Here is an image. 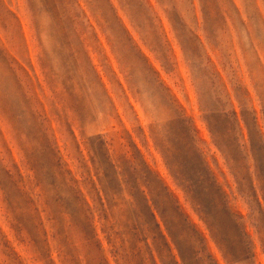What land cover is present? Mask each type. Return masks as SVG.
<instances>
[{
  "label": "rangeland",
  "instance_id": "obj_1",
  "mask_svg": "<svg viewBox=\"0 0 264 264\" xmlns=\"http://www.w3.org/2000/svg\"><path fill=\"white\" fill-rule=\"evenodd\" d=\"M78 1L0 0V264H174L133 234L150 171L227 264L151 136L178 154L181 113L264 264V165L237 130L230 163L202 112L240 100L264 132V0Z\"/></svg>",
  "mask_w": 264,
  "mask_h": 264
},
{
  "label": "trees",
  "instance_id": "obj_2",
  "mask_svg": "<svg viewBox=\"0 0 264 264\" xmlns=\"http://www.w3.org/2000/svg\"><path fill=\"white\" fill-rule=\"evenodd\" d=\"M76 2L79 1L76 0ZM86 4L92 17L96 20H98L97 12L104 15L103 11H100L101 9H92L93 2L88 1ZM75 16L78 15L75 14ZM114 17L115 19L113 16L112 19L118 23L120 29L127 33L128 31L120 23L121 20L116 11ZM169 20L179 40V31L184 30L185 26L178 24V21L176 22L171 18ZM194 37L199 40V37ZM181 46L185 50V47ZM151 71L153 74L156 73L153 69ZM134 96L138 98L136 92H134ZM238 101L240 113L236 111L232 101L229 103L230 109H226L223 104H220L215 113H210L206 107H202L205 124L216 146L232 164L238 162L239 158L237 147L233 143L235 131H238L244 141H246L245 131H247L251 155L256 161L264 165V132L258 120L257 112L254 111L252 126L246 117L245 107L240 100ZM178 115L180 118L173 124L176 125L177 123V130L173 131L175 137L173 141H178L177 152L180 158L178 154L171 152V149L168 148L170 145H166L165 141L159 137L158 132L152 130L151 136L155 146L160 149L177 184L186 193L188 200L200 220L205 224L211 240L226 263L257 264L256 244L241 221L242 216L232 210L225 191L202 157L196 126L185 114ZM166 142L169 144V141ZM150 174L155 176L160 186L148 183L146 189L148 191L143 190L144 193H141L144 206L137 214L138 224L133 228V234L135 236L143 234L147 245L151 236L154 242L158 239L162 240L174 264H218L216 256L210 251L207 234L190 219L173 192L162 182V179L152 171ZM262 176L264 179V175ZM254 198L264 216L260 197L255 194ZM262 198L264 201V193H262ZM158 216L161 218L164 228ZM258 232L261 233L262 231L258 230ZM172 244L176 246L178 252L174 251ZM150 253L155 259L154 252L151 250ZM155 264H158L156 259Z\"/></svg>",
  "mask_w": 264,
  "mask_h": 264
}]
</instances>
